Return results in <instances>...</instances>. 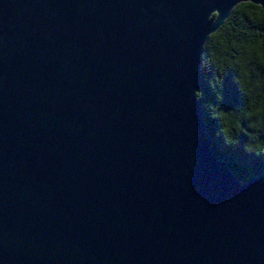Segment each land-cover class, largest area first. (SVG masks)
<instances>
[{"label": "water", "instance_id": "obj_1", "mask_svg": "<svg viewBox=\"0 0 264 264\" xmlns=\"http://www.w3.org/2000/svg\"><path fill=\"white\" fill-rule=\"evenodd\" d=\"M235 2L0 0V264H264L194 98Z\"/></svg>", "mask_w": 264, "mask_h": 264}, {"label": "clouds", "instance_id": "obj_2", "mask_svg": "<svg viewBox=\"0 0 264 264\" xmlns=\"http://www.w3.org/2000/svg\"><path fill=\"white\" fill-rule=\"evenodd\" d=\"M219 17V10H213L208 19L215 23ZM199 71L213 99L203 89L194 90V98L207 119L216 121L215 139L264 160V3L237 0L233 4L222 23L207 33ZM229 72L240 103L226 108L223 92ZM241 137H246L243 144Z\"/></svg>", "mask_w": 264, "mask_h": 264}, {"label": "trees", "instance_id": "obj_3", "mask_svg": "<svg viewBox=\"0 0 264 264\" xmlns=\"http://www.w3.org/2000/svg\"><path fill=\"white\" fill-rule=\"evenodd\" d=\"M231 72L225 78L224 88V106L230 108L240 103V96L236 90V86L231 82ZM200 88L203 89L205 96L213 99L207 85L202 81L199 71ZM199 107L200 103L197 102ZM201 109V107H200ZM202 111V121L205 124L206 131L210 139V149L214 158L222 161L227 168L234 174L235 178L240 182H245L249 178L256 176L264 171V160L249 156L244 153L242 148L224 147L222 139H215L214 132L216 130V121L208 120ZM246 137H241V144L244 143Z\"/></svg>", "mask_w": 264, "mask_h": 264}]
</instances>
